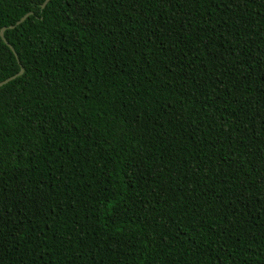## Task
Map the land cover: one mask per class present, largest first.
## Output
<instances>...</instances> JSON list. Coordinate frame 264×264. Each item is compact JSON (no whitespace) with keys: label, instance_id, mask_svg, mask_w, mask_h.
<instances>
[{"label":"trees","instance_id":"16d2710c","mask_svg":"<svg viewBox=\"0 0 264 264\" xmlns=\"http://www.w3.org/2000/svg\"><path fill=\"white\" fill-rule=\"evenodd\" d=\"M44 1L0 0V264H264V0Z\"/></svg>","mask_w":264,"mask_h":264},{"label":"water","instance_id":"95a60500","mask_svg":"<svg viewBox=\"0 0 264 264\" xmlns=\"http://www.w3.org/2000/svg\"><path fill=\"white\" fill-rule=\"evenodd\" d=\"M49 2V0H45L43 2V4L41 5V8H44L45 5ZM32 13H27L25 14L22 18H20L14 25L12 26H9V29H13L14 27H16L17 25L21 24L29 15H31ZM5 31V28H2L0 30V37L2 38V40L7 44L6 40L4 39L3 37V33ZM8 45V44H7ZM10 50L13 51V48L11 46H9ZM23 70L20 69V71L16 74V75H13L3 81L0 82V87L5 85L6 83H8L9 81L13 80L14 78H16L17 76H20L22 74Z\"/></svg>","mask_w":264,"mask_h":264}]
</instances>
